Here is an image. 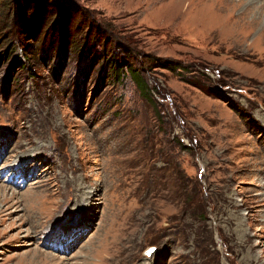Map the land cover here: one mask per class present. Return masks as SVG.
I'll list each match as a JSON object with an SVG mask.
<instances>
[{"label": "rangeland", "instance_id": "obj_1", "mask_svg": "<svg viewBox=\"0 0 264 264\" xmlns=\"http://www.w3.org/2000/svg\"><path fill=\"white\" fill-rule=\"evenodd\" d=\"M263 26L264 0H0V264H264Z\"/></svg>", "mask_w": 264, "mask_h": 264}, {"label": "bare ground", "instance_id": "obj_2", "mask_svg": "<svg viewBox=\"0 0 264 264\" xmlns=\"http://www.w3.org/2000/svg\"><path fill=\"white\" fill-rule=\"evenodd\" d=\"M177 19H178V16L173 17L170 22H174V25H175ZM205 19L206 18L203 19L202 23H205ZM258 25L259 24L257 22H253V24H252V26L256 27V28L259 27ZM204 27H205V32L204 33L202 32V33L206 37L210 36L213 41H217L219 52H224V54H228L229 49L225 50V44H227L229 46H233L234 48L238 47L241 50V52L244 54L250 53V46L248 44H246V37H248L250 34V31H251V30L249 31L250 28L241 26V28L238 29L234 26H230V27H228L227 31L223 30V33H222V31L220 30L219 27L209 28V27H207L206 23H205ZM260 35L261 36L264 35V26L262 28ZM244 44H245V46H244ZM226 70L233 72V69L231 67H228Z\"/></svg>", "mask_w": 264, "mask_h": 264}, {"label": "water", "instance_id": "obj_3", "mask_svg": "<svg viewBox=\"0 0 264 264\" xmlns=\"http://www.w3.org/2000/svg\"><path fill=\"white\" fill-rule=\"evenodd\" d=\"M150 251V250H149Z\"/></svg>", "mask_w": 264, "mask_h": 264}]
</instances>
